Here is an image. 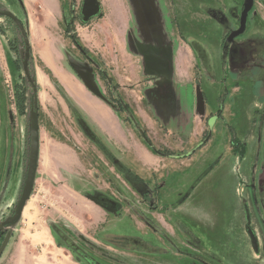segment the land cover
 Wrapping results in <instances>:
<instances>
[{
    "label": "rangeland",
    "instance_id": "rangeland-1",
    "mask_svg": "<svg viewBox=\"0 0 264 264\" xmlns=\"http://www.w3.org/2000/svg\"><path fill=\"white\" fill-rule=\"evenodd\" d=\"M82 1L60 0L63 29L55 37L57 47H63L61 62L64 67L84 85L73 66L78 65L85 70L86 80L99 89L102 102L118 112L121 123L133 125L126 124L132 137L130 141L142 140L140 134L143 133L155 147L170 153L182 155L194 151L188 157L167 158L160 175L152 174L156 175L153 178L166 202L160 203L165 206L158 208L160 204L154 200L155 191L151 183L154 180L138 173L133 184H126L129 189L114 179L104 177L95 186L87 185L86 188H96H87L96 193L92 197L99 194L103 197L102 205H98L101 211L97 208L95 211L93 204L69 187L73 185L75 189H83V176L91 175L85 156L88 146H92L95 140L85 133L92 132L84 125L86 123L79 111L82 109L68 96L63 85L48 69L44 68L47 78L39 74L42 70L36 55V43L42 36H28L31 54L28 73L35 79L39 112L38 163L30 198L11 227L13 237L0 258V264H65L64 261L68 264H204L183 257L162 236L163 232L171 234L167 225L178 236L189 235L173 216L185 212L181 204L191 193H194L190 197L193 214L186 221L195 226L193 233L198 236L205 254L211 256L208 251H218L227 264L243 263V257L236 252L243 246L236 230L238 194L244 191L240 170L250 172L258 158L255 175L264 183V169H259L264 160V101L257 97L260 95L258 92H263L260 83L252 78L254 69L241 66V74L236 75L230 69L236 67L234 61L229 63L230 68L226 60L225 66L219 62L215 46L219 25L207 13V8L219 9L227 18L228 26L236 30L243 1L125 0L131 35L150 45H172L175 50L178 40L181 46L180 62L179 56L175 55L174 76L178 81L170 82L173 101L165 102L166 105L150 101V83L147 81L157 86L159 76L146 75L139 65V58L133 60L128 68L123 63L116 69L106 64L96 48L107 46V37L98 32L107 21L99 20L108 14V5L105 7L102 0H97V15L84 22ZM21 8L19 0H0L1 10L12 11L25 24ZM248 20L247 31L236 40L237 43L246 42V35L263 38L264 42V0H254ZM17 30L10 19L0 16V220L5 219L19 197L29 155L32 90L22 68L24 43L22 38L19 40ZM151 30L155 33L153 37L150 36ZM130 34L127 37L128 49L136 53L135 40ZM72 37L77 41L72 42ZM191 37L204 44L210 53L214 74L209 75L211 78L195 59L189 44ZM117 39V36L113 37L112 42L117 44ZM76 45L84 54L77 50ZM66 47L65 50L74 57L70 64L65 58L69 55L64 51ZM241 48L251 62L257 56L262 57L264 52V45L250 43ZM249 54L252 55L249 57ZM61 79L67 83L64 77ZM235 82L237 84L233 85ZM198 92L202 96L199 106ZM221 105L226 106L224 114L220 112L224 117L215 119L209 140L199 146L208 133V118ZM149 110L153 113L150 116L161 122L159 130L151 132L144 126L141 119ZM230 129L246 144L243 156L229 149ZM95 150L101 158L103 175L108 174L111 167L106 165L108 157ZM57 157H63L66 165L70 164L68 160L71 162L74 166H70L73 169L71 173L76 178L67 176L64 164L56 163ZM78 170L80 174H77ZM121 175L125 178L124 174ZM262 187L257 194L263 206L264 185ZM105 199L113 206V211L104 204L107 203ZM147 206H153L155 210L146 209ZM249 206V213L254 214L253 203ZM241 211L246 222V214L243 209ZM251 219L254 221L253 215ZM145 222L150 224L149 227ZM181 223L185 224L182 220ZM260 236L264 244L263 232ZM187 239L192 243L196 240L192 236H187ZM143 241L146 246L142 245ZM195 243L200 247L197 241ZM226 244H232L230 250L219 248L226 247ZM76 250L86 257H79ZM254 254L264 262V252ZM201 259L212 264L208 259Z\"/></svg>",
    "mask_w": 264,
    "mask_h": 264
},
{
    "label": "crops",
    "instance_id": "crops-1",
    "mask_svg": "<svg viewBox=\"0 0 264 264\" xmlns=\"http://www.w3.org/2000/svg\"><path fill=\"white\" fill-rule=\"evenodd\" d=\"M19 2L22 7V11H24V22L28 36L32 34L42 36L41 41L36 43V55L39 61V67L42 70L39 71V74H42L45 78H47L44 72V68L48 69L53 77H55L61 84V86L63 85L64 90L67 92L68 96L77 104V106L82 109L79 110L80 115L86 123L84 124L85 127H87V129L91 131L92 134L85 133V131L83 130L82 131L88 138H90V135L95 140L93 141L92 146H88L86 153L87 155L85 156L87 160V162L85 163L87 164V166L91 167V169L89 168V172L92 176H83L82 181L84 183L83 186H85H82L83 189H75L73 185L69 187L75 190L86 200H88L91 204H93V206L95 207V211L96 208L97 211L98 209L99 211H101V208H98V205H102V202L100 201L101 194L92 197V194L94 195L96 193L91 192L90 190H94L96 188L93 187L92 189L91 187H87L88 189H90L88 191V189L86 188L87 185L95 186L96 184H99V180L104 177L120 182V185H122L124 188L126 187V184H129V182L133 184V178H135V174L138 173H141L142 176H144L146 179L152 178L153 180H155L154 178H156V175L152 174L160 175V171H163L162 168H165V162L167 161V158L161 157L150 151L148 147L143 143V141L139 138L136 141H130L132 137L128 132L126 126L128 122L126 124L121 123L118 112L110 109L109 106L102 102L100 95H97L87 89V87L79 80V78H77L67 68L64 67V64L61 62L64 58L63 47H57L56 42L58 40L55 37L56 33L63 29V5L61 4L60 0H19ZM102 3L105 7L106 5H108L106 7L108 9V14H105V16H103V18L99 21L107 20L109 22L104 21V27L102 26L101 30H99L98 32L99 34H104L107 37V46L96 48L98 53H100L108 66L115 69L120 64H124L128 68L131 66L133 60L139 58V65L140 67H142V69L145 70L146 75H150L152 77L159 76V85L157 86H155L150 81H147L148 84L150 83V85L148 86L151 93L150 101H157L159 104L164 105H166V103L169 101H173V97L170 92V82L172 80L174 82L178 81L174 76L176 69L175 55L177 54L179 56V62L181 59V51L179 53V48L181 50V46L179 47L177 38L176 40L178 44L175 50H173L172 45H150L143 41H140L136 36H134L133 34L131 35L128 32L130 29V15L127 10L128 6L126 5L125 0H102ZM107 23L109 25H107ZM129 34L135 40L136 53H133L128 49L127 37L129 36ZM154 34V30H151L150 36L153 37ZM168 35L171 36V33L169 32ZM115 36L118 37L117 40L119 42L117 44L112 42V39ZM70 40L73 42L72 39ZM65 49H67V47L64 48V51L69 54L68 56L66 55L65 58L67 59L68 64H70V61H74V57L70 55V53ZM106 55H108V57L110 58H107ZM146 69L148 70L146 71ZM61 76L65 78V81L67 83H65L61 79ZM257 94H261V92H258ZM262 95L263 97L261 98V100L264 101V91ZM224 110H226V106L224 107ZM63 112H65V110H63ZM151 114H153L151 110H149L148 113L145 112L141 120L144 126L148 127L152 132L157 129L159 130L161 122L157 118H152L150 116ZM144 115H147V118H144ZM128 124L132 125L131 123ZM131 129L133 130L134 127H131ZM95 149H97V151L101 154H106V156L108 157V164L106 163V165L109 166L110 164L111 166L109 167L108 174L103 175V171L101 170V158L96 154ZM57 155L59 156V154ZM258 161L259 160L257 158L256 167ZM59 162H62L64 164L63 168L66 170V172H68V177H75L71 173L73 169L70 168V166L72 168H74V166L71 165V162L69 160L68 163L70 164L66 165L63 157H57L56 163L59 164ZM262 168L264 169V160L262 161L259 169ZM77 174H80L79 170L77 171ZM121 174H124L125 178H123ZM240 175L244 179V191L238 194V196H240V199L237 203L238 208L236 230L239 238H241V240L243 241V246L238 247V250H236V252L239 253L241 257H243L244 262L238 263L264 264V262L257 259L256 255L253 252L250 240L245 232V220L244 217L242 218L243 214L241 211V209H243L242 200L246 202L248 210L250 209L249 203L252 202L251 191L247 186L250 181L251 171L248 172L247 170L244 172L240 170ZM257 179L258 180L255 183V192L258 199L257 191L259 192L260 190L261 192V189L263 188L262 185H264V183L261 182L260 177ZM126 188L129 189L128 186ZM160 193H162L161 189ZM193 195L194 193H191V195H189V197L181 204L185 212L180 215L175 214V216H173L175 218V221L179 223L185 229L186 233H189V235L180 234V237H178L176 236L174 230H172L168 225L167 227L170 230H167L171 232L177 247L181 251L189 252L200 258L208 259L212 264H227L218 251H208L211 256L205 254L206 250L202 249L198 236H195L196 234L193 233L195 226L192 223H188L186 221L191 217L190 215L193 214L191 206L192 199L190 198ZM160 198L161 203H166L164 202L165 200L163 199L162 195L160 196ZM258 204L260 206V209L264 211V205L262 206L260 201H258ZM169 217L171 218V216ZM253 218V223L260 232L261 225L258 221V218L257 216H254ZM181 220L185 224H182ZM187 236H192L196 240H194V242L192 243L187 239ZM195 241L198 242L201 248L196 246ZM231 245L232 244H226V247L220 246L219 248L230 250L231 248L229 247ZM97 257L101 259V257ZM183 257L191 260V258L187 256ZM64 263L68 264L69 262L64 261Z\"/></svg>",
    "mask_w": 264,
    "mask_h": 264
},
{
    "label": "flooded vegetation",
    "instance_id": "flooded-vegetation-1",
    "mask_svg": "<svg viewBox=\"0 0 264 264\" xmlns=\"http://www.w3.org/2000/svg\"><path fill=\"white\" fill-rule=\"evenodd\" d=\"M243 2H244V0H242ZM243 2H242V8H243ZM253 5H254V0H253ZM253 7V6H252ZM252 9V8H251ZM250 9V10H251ZM1 10V9H0ZM241 11H242V9H241ZM10 12H12V11H10ZM250 12V11H249ZM249 12H248V14H249ZM13 13V12H12ZM207 13L208 14H210V15H208L211 19H213V20H215L217 23H218V25H219V31H218V39H216V42H217V44L215 45L216 46V48H218V52H219V62L220 63H222V66H225V60L228 62V67H229V63L231 64L233 61L236 63L235 64V68H230L231 69V72H236L237 74L236 75H240L241 74V72L242 71H240V67L241 66H246V67H251V69H254L255 70V73H254V77H252V78H254V80L256 81V82H258V83H260V87H261V91L263 92L264 91V52H263V55H261L262 57H259V58H255L254 59V61L253 62H251V60H250V58H248V54H246V57H245V51H244V49H242L241 47H243V46H245V45H249L250 43H252V44H254V45H261V47H262V45H264V42H263V38H257V37H252V36H247L246 35V37H247V41L246 42H244V43H242V44H238L237 43V39L240 37V36H242V35H244L245 34V32L247 31V28H248V24H249V20H248V14H247V18H246V24H245V29H244V31L241 33V34H239V35H237V36H235V37H233L232 39H228L229 38V36H230V34L233 32V31H236V30H232L229 26H228V24H227V22H226V17L224 16V14L218 9H213V10H211L210 8H207ZM14 14V13H13ZM15 15V14H14ZM240 15H241V13H240ZM16 16V15H15ZM1 17H5V16H1ZM17 17V16H16ZM6 18H8V17H6ZM17 18H19V17H17ZM239 18H240V16H238V28H239ZM9 19V18H8ZM20 19V18H19ZM11 20V19H10ZM12 21V20H11ZM20 21H21V23L23 24V26H24V28H25V30H26V26H25V24L22 22V20L20 19ZM13 22V21H12ZM14 23V22H13ZM15 24V23H14ZM16 25V24H15ZM17 27V26H16ZM18 28V27H17ZM17 32H18V35H19V40L21 41V38H22V35H21V32H20V30H19V28H18V30H17ZM26 33H27V30H26ZM28 35V34H27ZM191 40H190V45H191V48H192V52L194 53V55H195V59H197L200 63H201V68H202V71H204L207 75H208V77H209V75H214L213 74V64H212V59H211V57H210V53L208 52V49H206V46L204 45V44H201L200 43V41H197V40H194V39H192V37L190 38ZM22 40H23V38H22ZM29 40V39H28ZM24 43V42H23ZM30 44V43H29ZM77 46V45H76ZM213 46V45H212ZM77 50H79L82 54H84L83 53V51L77 46ZM242 50V51H241ZM252 54H249V57L251 56ZM243 57H245V59H243ZM257 60H259V61H257ZM196 61V60H195ZM224 62V63H223ZM166 69H167V67H166ZM163 70H164V68H163ZM166 71V70H165ZM242 74H244V73H242ZM209 78H211V77H209ZM150 80H152V77H150L149 78ZM237 84V82H235L233 85H236ZM203 92V91H202ZM224 94H226V89H224ZM223 94V93H222ZM262 94V93H261ZM258 95V97L261 99L262 97H263V95ZM205 95V94H204ZM223 101H224V98H223ZM225 106V105H224ZM32 107H34V105L32 106ZM31 107V108H32ZM223 110H224V107H223V105H221V106H219V108L217 109V111H216V113H214L213 115H211V117L212 116H216V117H221L222 116V114H220V112L222 113L223 112ZM222 117H224V116H222ZM210 118V117H209ZM209 118H208V120H209ZM208 120H207V124H208ZM208 131H209V128H208ZM143 134V133H142ZM208 134V133H207ZM207 136V135H206ZM206 138V137H205ZM204 138V139H205ZM210 138V137H209ZM209 138H208V140H209ZM203 139V140H204ZM202 140V141H203ZM208 140H206L205 142H207ZM201 141V142H202ZM204 142V143H205ZM239 142H241V143H244V142H242V141H240L239 140ZM204 143H202V144H204ZM201 143L199 144V146H201L202 145ZM245 147H246V144H245ZM188 153V152H187ZM187 153H185V154H182V155H177V154H175V155H172V156H169V157H165V156H161V157H165V158H172V159H178V158H183V157H188V156H186V154ZM255 167H256V165L254 164L253 166H252V168H251V176H250V181H249V183H248V188L250 189V191H251V200H252V203H253V206H254V214H251V213H249V211H250V209L248 210V208H247V205H246V202L244 201V200H242V207H243V210H244V214H246V212H245V209L246 210H248V214H249V217L251 216V218H252V215H253V217L254 216H257V218H258V221H259V223H260V225H261V231L260 232H263V235H264V211L263 210H261L260 209V206H259V204H258V199H257V197H256V192H255V183H256V181L258 180L257 178H259L258 177V175H257V177H256V171H255ZM263 169V168H262ZM26 171H27V168L25 169V178H26ZM24 183H25V179H24V182H23V184H22V188H21V191H20V194H19V197H18V199L15 201V203L13 204V209L7 214V216L6 217H4L5 219H2V220H0V246H1V244H2V242L4 241V239H5V237H6V235L8 234V233H10V237H9V240L7 241V244L5 245V247H4V249H3V251H2V253L0 254V258H1V256L3 255V253H4V251H5V249L8 247V245H9V243H10V240H11V238L13 237V231L11 230V227H12V225H9V226H5V225H3V222L7 219V218H9V217H11L13 214H14V211H15V208H16V206H17V203H18V201H19V198H20V196H21V193H22V190H23V187H24ZM151 183H153L152 184V186H153V188H154V191L156 192H154V194H155V196H154V200L156 199V201L155 202H157V205H159L160 207H158V208H161V206H165V205H161V203H160V186H159V184L156 182V180H154V182H151ZM145 192L147 191L145 188L143 189ZM148 196V192H146V198H148L147 197ZM102 197V196H101ZM103 198V197H102ZM100 201L102 202V199H100ZM105 201L107 202V203H104V204H106L107 205V207L109 208V210H111V211H113V206H111L110 204H108V203H110V202H108L106 199H105ZM149 201V200H148ZM148 201H147V204H148ZM115 209V208H114ZM146 209H149V210H155L154 209V207L152 206V207H149V206H147V208ZM146 212L147 213H149V211L148 210H146ZM250 218V225H251V228L253 229V231H254V233H255V235H256V238H257V242H258V245H259V253H261V252H264V244L262 243V237L260 236V232L258 231V229L255 227V224H253V222L254 221H252V219ZM146 219L144 218V220L143 221H145ZM146 223V222H145ZM246 223V222H245ZM149 225L150 224H148V223H146V226H148L149 227ZM174 230V229H173ZM174 232H175V234H176V236H178V234L176 233V231L174 230ZM162 236H164V238L166 239V240H168L170 243H171V246H173L177 251H179L182 255H184V256H187V257H189V258H191V259H193V260H195V261H198V262H200V263H204V264H208L207 262H204L200 257H198V256H195L194 254H191V253H189V252H185V251H181L178 247H177V245H176V243H175V241H174V238L172 237V234H167V233H165V232H163V235ZM178 237H180V235L178 236ZM264 239V238H263ZM142 243V242H141ZM142 245H144V246H146V244L144 243V241H143V243H142ZM76 252H77V254H78V256L80 257V256H85V255H81L82 254V252L79 250H76ZM259 253H258V255H259ZM86 257V256H85Z\"/></svg>",
    "mask_w": 264,
    "mask_h": 264
},
{
    "label": "water",
    "instance_id": "water-1",
    "mask_svg": "<svg viewBox=\"0 0 264 264\" xmlns=\"http://www.w3.org/2000/svg\"><path fill=\"white\" fill-rule=\"evenodd\" d=\"M253 6V0H244L243 2V8L241 11V15L239 18V28L236 31H233L228 39H232L233 37L241 34L245 29L246 24V18L247 14L250 11V9ZM99 11V3L97 0H83L82 6H81V13H82V20L86 22L89 20V18L97 15ZM0 16H5L11 19L16 26L19 28L23 42H24V59L22 61V68L24 70V73L27 77V79L31 82V78L28 73V65H29V59H30V44L28 40V35L26 33V30L21 23L20 19L17 18L12 12L9 10H0ZM71 64H73L71 62ZM74 70L81 76L82 80L84 81L85 85L95 94L100 95L101 93L96 87L95 84H90L88 80L85 78V71L81 69L78 65L73 66ZM84 72V73H83ZM202 104V96L201 93H197V105L199 106ZM216 116H212L208 120V134L206 138L201 142L204 143L208 138L211 136V129L213 127V123L215 122ZM29 155H28V164H27V171H26V178L24 187L21 193V196L19 198V201L17 203V206L15 208L14 214L7 218L3 225L9 226L13 225L21 216L23 209L25 207V204L27 200L30 198L31 191L33 189V182L35 180L36 176V170H37V163H38V154H39V123H38V111L36 108V105L30 109V115H29ZM194 150L189 151L186 156H190L193 153ZM246 234L250 240L251 247L255 253H259V245L257 242L256 235L251 228L250 225V218L248 214V210L246 211ZM10 233H8L2 242L0 246V254L2 253L5 245L7 244V241L9 240Z\"/></svg>",
    "mask_w": 264,
    "mask_h": 264
},
{
    "label": "trees",
    "instance_id": "trees-1",
    "mask_svg": "<svg viewBox=\"0 0 264 264\" xmlns=\"http://www.w3.org/2000/svg\"><path fill=\"white\" fill-rule=\"evenodd\" d=\"M72 40L73 41H77L76 39H74L72 37ZM31 57V56H30ZM30 78H31V82L30 83V87H31V90H32V96H31V107L33 105H36V108H37V111H38V102H37V96H36V83H35V79H34V76L32 74H30ZM51 80H53V78L51 77ZM54 81V80H53ZM39 113V112H38ZM231 130V129H230ZM234 131L231 130V137H230V141H229V149L232 151V152H238L241 156H243L244 152H245V143H241L239 142V139L235 136V134L233 133ZM142 140H143V143L148 147V149L150 151H152L153 153L159 155V156H165V157H169V156H172V155H175L174 153H170L166 150H163V149H160V148H157L155 147L151 142L150 140L144 135V134H140ZM178 155V154H177Z\"/></svg>",
    "mask_w": 264,
    "mask_h": 264
}]
</instances>
